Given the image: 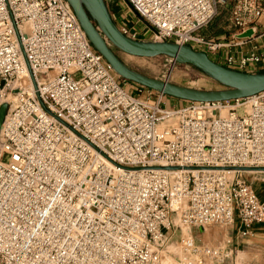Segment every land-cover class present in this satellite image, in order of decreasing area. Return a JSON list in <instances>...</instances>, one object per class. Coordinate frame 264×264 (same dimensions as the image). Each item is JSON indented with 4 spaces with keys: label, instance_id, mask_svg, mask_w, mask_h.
<instances>
[{
    "label": "built area",
    "instance_id": "obj_1",
    "mask_svg": "<svg viewBox=\"0 0 264 264\" xmlns=\"http://www.w3.org/2000/svg\"><path fill=\"white\" fill-rule=\"evenodd\" d=\"M231 1L236 37L253 38L264 0L116 3L152 41L202 45L209 58L218 45L198 33ZM263 57L227 55L223 67L244 72ZM134 92L65 0H0V264H160L172 230L237 220L246 236L264 225V201L239 178L250 171L228 170L264 169V92L172 109ZM177 248V264L234 254L192 235Z\"/></svg>",
    "mask_w": 264,
    "mask_h": 264
},
{
    "label": "water",
    "instance_id": "obj_2",
    "mask_svg": "<svg viewBox=\"0 0 264 264\" xmlns=\"http://www.w3.org/2000/svg\"><path fill=\"white\" fill-rule=\"evenodd\" d=\"M93 50L99 54L121 80L134 83L164 97L183 102L214 103L249 98L264 92V72L244 73L225 68L210 60L203 52L187 45L170 42L133 40L122 34L114 24L104 0H65ZM247 30L238 38H249ZM113 49L139 58L166 57L177 64L193 67L222 87L220 90H197L149 78L123 64ZM5 106L0 107V126ZM238 172L264 171L254 168H231Z\"/></svg>",
    "mask_w": 264,
    "mask_h": 264
},
{
    "label": "rangeland",
    "instance_id": "obj_3",
    "mask_svg": "<svg viewBox=\"0 0 264 264\" xmlns=\"http://www.w3.org/2000/svg\"><path fill=\"white\" fill-rule=\"evenodd\" d=\"M235 4V1H231L228 3L229 8H227L226 10L219 9L217 15L214 17L211 23L203 30L208 34L210 28H213L214 25H217L218 27L223 26L225 24L228 25L229 17L235 7ZM121 6H123V9L120 12V16H115L114 14L119 7H113V5L111 4L107 5V9L109 11V14L111 15V19L113 20L114 24L117 27H121L123 25L126 27V29H129L131 33L128 34V37L133 40L152 41L148 38L149 32L145 30L144 25L138 21L134 13L131 14L127 12L124 3ZM194 50L199 52H203V50L206 51V49H204V46L202 45L195 46ZM113 51L119 58V60L128 68L132 69L135 72L143 74L149 78L157 79L160 81H166L177 86L197 90L222 89L220 85L210 80L193 67L185 64H172L169 62V58L163 56L155 58H139L126 55L115 49H113ZM75 77H77V75H75ZM121 83L125 85L129 82L121 80ZM138 87V89H141V97L143 99H145L148 95H150L149 98L151 99H154L156 98V96L159 95L158 93H155L141 86ZM132 94L134 96H137V93L135 92H133ZM162 105L165 108H169L164 105V102H162ZM239 178L252 187V189L256 192L261 201L264 199L262 192L264 191V173H240ZM223 230L224 227L215 225L206 227L204 230H200L197 228H190L188 230L182 229L181 232L172 230L168 247L166 249V252L162 255L160 264H177L176 259L178 255H176V252L174 253V249L178 247V241L180 237H183L185 235H192L198 243H202L203 245L216 248L222 246L217 244L216 241L219 237V234L222 233ZM170 248L173 249L171 250Z\"/></svg>",
    "mask_w": 264,
    "mask_h": 264
},
{
    "label": "crops",
    "instance_id": "obj_4",
    "mask_svg": "<svg viewBox=\"0 0 264 264\" xmlns=\"http://www.w3.org/2000/svg\"><path fill=\"white\" fill-rule=\"evenodd\" d=\"M117 7L116 0L109 2V5ZM123 6L119 5L118 10L115 12V16H120V12ZM229 6L223 7L226 10ZM260 26L256 28L255 36L249 40L240 39L236 37L235 30L228 24L218 27L214 25L210 28L207 34L204 30L198 33V36L202 37L211 44H217V50L212 53L209 58L221 66L224 65V59L227 55L233 57H245L250 52L254 51L257 55L264 54V18L259 20ZM264 71V57L261 63L256 69H249L244 73H263ZM124 88L133 93L139 87L134 83H127L123 85ZM130 90V91H129ZM162 102L169 108H179L185 105V102L179 101L173 98L162 97ZM263 197H264V191ZM261 192V193H262ZM262 196V195H261ZM264 201V199L262 200ZM242 227L237 220L228 227H224L222 233L216 241L217 244L226 246L233 251V257L226 264H264V225H255L251 227L246 236L241 234Z\"/></svg>",
    "mask_w": 264,
    "mask_h": 264
},
{
    "label": "bare ground",
    "instance_id": "obj_5",
    "mask_svg": "<svg viewBox=\"0 0 264 264\" xmlns=\"http://www.w3.org/2000/svg\"><path fill=\"white\" fill-rule=\"evenodd\" d=\"M224 113H225V112L223 111V112H222V115H223ZM249 173H252V172H249ZM170 249H171V248H170ZM172 249H173V248H172ZM172 249H171V250H172ZM175 252H176V255H178V256L180 255V252H179V249H178V248H175V249H174V253H175ZM165 261H167V260H165ZM163 263H164V262H163Z\"/></svg>",
    "mask_w": 264,
    "mask_h": 264
}]
</instances>
